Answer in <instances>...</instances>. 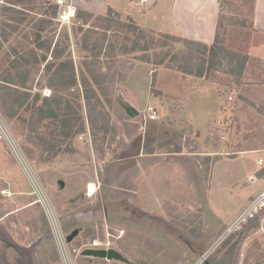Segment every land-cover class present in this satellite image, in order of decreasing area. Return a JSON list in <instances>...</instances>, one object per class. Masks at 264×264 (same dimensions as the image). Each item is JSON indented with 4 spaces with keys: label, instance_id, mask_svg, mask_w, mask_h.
Wrapping results in <instances>:
<instances>
[{
    "label": "rangeland",
    "instance_id": "374dc122",
    "mask_svg": "<svg viewBox=\"0 0 264 264\" xmlns=\"http://www.w3.org/2000/svg\"><path fill=\"white\" fill-rule=\"evenodd\" d=\"M18 1L24 4H15L16 7L26 8L29 11L27 21L17 31L19 39H23V34H29L28 20L33 17L41 18L43 10L48 7L46 0ZM50 2L53 3V0ZM55 2L58 5V15L54 20L57 24L55 39L60 29L66 26L76 63L78 52L75 44L81 35L78 34L74 38L71 34L74 13L68 19L61 18L70 0L69 2L62 0V5H59L57 0ZM169 2L168 5L159 4L153 9L138 7L130 0H115L108 5L119 13L122 19H131L141 27L146 24L154 31L180 35L173 22L172 8L169 7L170 12L168 11ZM76 9L73 8V11L75 12ZM46 34L50 35L47 32ZM226 41L230 48L245 51L264 61L263 35L232 27L227 30ZM7 47L8 45L0 52V56ZM22 47L30 46L25 43ZM176 47L181 48L180 45ZM152 71V67L148 64L137 63L126 84L113 85L116 104L120 107L119 104L122 102L133 106L139 112V115L130 119L127 124L129 128H133L134 125L138 128L130 136H126L124 131L116 133L114 141L108 145L107 157L102 161L96 160L91 150L89 136L83 135L79 139L81 155L78 159L65 157L57 159L50 165H41L37 160V149L30 159L21 148L23 129L15 122H9L0 113L3 124V127H0V214L15 209L21 210L20 213L24 215L32 214L40 229L34 240L28 246L22 247L12 239L4 219L0 218V264H41L44 254L52 246L56 248L61 264H86L87 260L79 254L81 251L93 243L101 247L112 245L111 238L109 237L110 242L106 238V228L109 229V226L118 228L119 236L122 235L123 226L126 227L128 235L132 233L133 225L128 219L125 220L124 208L134 211L137 207L144 209L154 218L175 228L187 239L190 238L189 236L196 239L197 242L194 239L191 241L203 247L205 251L202 255L207 253L220 237L230 233L227 232L229 229H232L231 233H233L242 227L244 221L234 223L251 201L258 198L264 190V149L242 152L234 157L228 156L232 154L230 124L234 95L227 90L221 91L214 83L159 68L154 87L168 96L169 100L166 101L149 93ZM49 95L48 89L42 91V96ZM152 104L157 106L158 117L154 122H148L145 121L147 116L145 109ZM143 121L145 125H142ZM122 125L118 123V127L121 128ZM143 132L146 136L144 142ZM157 134L160 140L159 146L162 148L156 150L160 152L183 150L192 153L197 147L202 155L221 156L212 168L207 187L202 182V178L201 183L199 176H194V172L189 173L187 177L185 172L174 164L179 162L177 158L168 163L166 160L156 161V158H146V156L137 157L136 153L142 143V155H148L155 150V147L150 145V137ZM177 136H185V140L182 142ZM7 138L18 147V160L8 146ZM143 159H148L150 162H143L147 161ZM259 159L262 160L261 166L258 165ZM199 161H201L200 157ZM153 164L158 165L151 169ZM121 178H124L123 180L132 188H135L137 181L138 192L135 197L115 195L111 198V192L114 191L112 188L116 185L117 189H120ZM58 180L64 182L62 190H59ZM85 181H88L86 185L83 184ZM27 198L34 200L31 206L27 205ZM99 201L101 205L104 202L112 210L114 207L110 208L112 207L110 203L117 202L120 217L122 216L124 220L114 215L110 223H107L109 226L104 225L102 233L97 232L94 225V228L89 229L90 233L85 230V233L78 235L76 244L68 245L65 231L67 224L73 221L62 225L61 218L92 207ZM254 217L256 223L248 232L249 240L246 243L249 246L252 243V247H249L250 250L245 255L248 256V264H260L259 261L264 257L262 254L264 207ZM87 218L91 219L89 213L80 220ZM92 219V222L100 224L104 221V219L95 221L96 216ZM92 222L80 226L85 228L86 224ZM91 233L97 238H92ZM260 233L262 237H259ZM100 234L103 235V240L100 239ZM131 240L129 238L124 242L122 248L124 252L131 247ZM199 260L198 258L195 264Z\"/></svg>",
    "mask_w": 264,
    "mask_h": 264
},
{
    "label": "trees",
    "instance_id": "16d2710c",
    "mask_svg": "<svg viewBox=\"0 0 264 264\" xmlns=\"http://www.w3.org/2000/svg\"><path fill=\"white\" fill-rule=\"evenodd\" d=\"M0 2V52L8 45L0 56V113L23 129L21 148L28 158L37 149L41 165L65 157L78 159L79 139L88 135L94 157L104 160L116 133L124 131L130 136L138 128L127 126L130 118L113 96V85L126 84L137 63L152 67L149 93L166 101L168 96L154 87L159 68L214 83L221 91L232 93V154L228 156L264 149V61L230 48L226 41L229 28L254 30V0H218L220 10L211 44L145 30L112 9L99 15L76 9L71 22L72 36L81 35L75 44L76 63L66 26L55 39V0H46L48 8L41 18L28 20L29 34H23V39L17 31L27 21L28 9L16 7L24 4L18 0ZM25 43L30 47L23 48ZM44 89L50 91L49 96H42ZM118 123L123 124L121 128ZM220 158L200 156L205 187ZM119 188L118 197L136 195V186L129 187L125 181ZM33 202L27 198V205ZM20 211L1 213L0 218L12 239L25 247L40 229L32 214ZM91 237L96 236L92 233ZM99 237L103 240L102 234ZM41 264H61L54 246L44 254Z\"/></svg>",
    "mask_w": 264,
    "mask_h": 264
},
{
    "label": "flooded vegetation",
    "instance_id": "af4514ba",
    "mask_svg": "<svg viewBox=\"0 0 264 264\" xmlns=\"http://www.w3.org/2000/svg\"><path fill=\"white\" fill-rule=\"evenodd\" d=\"M112 189L114 191L111 192V198L117 195L118 191L116 186ZM114 202L115 201H112V203H110V206H112L110 208L114 207L113 210L109 209V206L105 205L104 202H102V207L105 209L103 221L104 223L102 222L100 224L92 222L90 224H86L85 229L83 226H78L74 222H72L70 224H67L68 227L65 231V237L70 235L75 229L79 230L78 235L82 232L85 233V230H88L89 232V229L94 228V225L97 232L102 233V231L104 230V225H106L107 227L109 226L107 223H110L112 216L115 215L117 217H120V213L118 210L119 208H117L116 205L117 202ZM90 203L92 204V201ZM136 210L134 211L124 208V211H126L125 220L128 219V221H131L133 225V231L130 235H128L127 231L125 230L126 227L124 226L123 229L121 228V236L117 234L119 232L118 228L115 229L113 228V226H109V229L106 228L105 232L108 242H110L109 237L111 238V246L101 247L99 245L96 246L93 243L90 247L86 248L87 250H115L124 259H126V261H108L106 259L95 257H85L82 256L80 252V256L87 260L86 264H153L160 262H162L163 264H195L198 258L200 260L197 264H248V256L245 255L250 250L249 247H252V243L250 244L251 246L246 245V243L249 240L248 232L256 223L255 217L245 220L242 223V227H240L237 231L235 230L233 231V233H231V229L230 233H228L224 237H220L210 249L208 248L209 251L202 255L205 251L203 250V247L198 246L192 242L196 239L192 238L189 235L188 236L190 238L187 239L186 236L182 235L175 228H171L163 221L154 218L144 209L137 207ZM95 211L96 209H92L89 213V216L91 218H95ZM119 219L122 220V216ZM262 225H264V223H262ZM78 235L75 236L67 244L70 246L76 244V238L78 237ZM259 237H262V233H260ZM129 238L132 239V243L130 244L131 247L127 250V252H124V250L122 249L124 242L128 241ZM92 241H94V239ZM118 246L121 248H119ZM262 246L264 248V243ZM262 254L264 256V250ZM259 262L260 264H264V257Z\"/></svg>",
    "mask_w": 264,
    "mask_h": 264
},
{
    "label": "crops",
    "instance_id": "0c3cea01",
    "mask_svg": "<svg viewBox=\"0 0 264 264\" xmlns=\"http://www.w3.org/2000/svg\"><path fill=\"white\" fill-rule=\"evenodd\" d=\"M115 0H70V7L73 9H81L84 11L91 12L93 14H104L106 13V9L110 8L109 2ZM138 7H144L146 9L155 8L159 4L165 5L169 2L168 11L170 12L173 18V22L176 26L177 31L180 36L199 41L205 44H211L214 38V32L216 27V20L218 16V12L220 10L218 0H130ZM168 5V4H167ZM170 7V8H169ZM114 10V9H113ZM115 11V10H114ZM144 11V10H143ZM116 12V11H115ZM253 31L252 33L256 35L264 36V0H254V13H253ZM147 26V27H146ZM142 27L151 30L148 25H143ZM260 58V57H258ZM262 59V58H260ZM154 122V121H149ZM142 125H145L143 121ZM145 132H143L142 141H145ZM157 135L150 137L151 146L155 147L150 154H143V143L140 144V150L136 154L137 157L146 158H156V161H164L168 156H174L173 158H177L179 162L176 164L179 168H181L187 177H189V173L194 172V176L198 175L199 180L201 182L200 170L201 165L199 161V157L202 156V152L196 147V150L192 153L183 152V150H166V152H160L156 149L162 148L159 146L160 140ZM181 138L183 142L185 140V136H177ZM184 147L182 146V149ZM158 158V160H157ZM150 162L148 159H143ZM169 163V162H168ZM158 165V164H156ZM155 164L151 166L152 168L156 167ZM141 169V168H140ZM198 173V174H197ZM124 179V178H123ZM122 178L120 179V183L124 182ZM202 183V182H201ZM116 186V185H115ZM137 194V181L135 183Z\"/></svg>",
    "mask_w": 264,
    "mask_h": 264
},
{
    "label": "water",
    "instance_id": "95a60500",
    "mask_svg": "<svg viewBox=\"0 0 264 264\" xmlns=\"http://www.w3.org/2000/svg\"><path fill=\"white\" fill-rule=\"evenodd\" d=\"M120 107L122 108V110H124V113L130 118L133 119L136 116L139 115V112L130 105H126L124 103H120L119 104ZM176 158H173L172 156H168L166 161L170 162V161H175ZM57 185L59 187V190H62L64 187V182L62 180H58L57 181ZM92 209H96V219L95 221H101L102 219H104V215H105V209L102 207L100 201L98 204L93 205L92 207H87L84 208L72 215L66 216L61 218V223L62 225H64L66 222L68 221H73L76 223V225L80 226L83 223L85 224L86 222H92L93 219H89L87 218L86 220H80L82 218H84L88 213L91 212ZM99 216V217H97ZM79 233L78 229H75L70 235H68L66 237V243H69L75 236H77ZM82 256L85 257H95V258H100V259H106V260H121V261H126V259H124L118 252H116L115 250H109V251H105V250H83L80 253Z\"/></svg>",
    "mask_w": 264,
    "mask_h": 264
},
{
    "label": "built area",
    "instance_id": "2783aa9c",
    "mask_svg": "<svg viewBox=\"0 0 264 264\" xmlns=\"http://www.w3.org/2000/svg\"><path fill=\"white\" fill-rule=\"evenodd\" d=\"M57 3L59 5H62V0H57ZM70 5L67 6L66 10H64L63 15H62V19L63 17H67V19L71 16V14L74 13V11L72 13H70ZM145 113L147 114V116H145V121H155L158 117V111H157V106L155 104L152 105H148L145 109ZM0 127H3V124L0 120ZM7 144L10 147L11 151L13 152L15 158L18 160L19 159V149L18 147H16V145L13 143V141L9 138H7ZM258 165L261 166L262 165V160L259 159L258 160ZM264 207V190L260 193V195L258 196V198L253 199L250 203V205L248 206V208L243 212V214L236 220V222L234 224H237L239 222L245 221L247 219H251L253 218L257 213H259V211H261V209ZM230 232V229L227 231ZM94 245L98 246L97 243H94Z\"/></svg>",
    "mask_w": 264,
    "mask_h": 264
},
{
    "label": "bare ground",
    "instance_id": "6f19581e",
    "mask_svg": "<svg viewBox=\"0 0 264 264\" xmlns=\"http://www.w3.org/2000/svg\"><path fill=\"white\" fill-rule=\"evenodd\" d=\"M70 7V6H69ZM70 12L72 13L73 12V9L70 7Z\"/></svg>",
    "mask_w": 264,
    "mask_h": 264
}]
</instances>
